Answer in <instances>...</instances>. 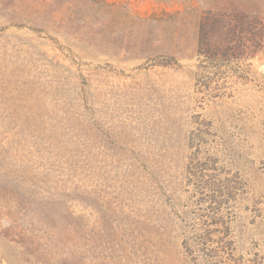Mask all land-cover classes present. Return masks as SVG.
Masks as SVG:
<instances>
[{"label": "rangeland", "instance_id": "374dc122", "mask_svg": "<svg viewBox=\"0 0 264 264\" xmlns=\"http://www.w3.org/2000/svg\"><path fill=\"white\" fill-rule=\"evenodd\" d=\"M0 264H264V0H0Z\"/></svg>", "mask_w": 264, "mask_h": 264}, {"label": "trees", "instance_id": "16d2710c", "mask_svg": "<svg viewBox=\"0 0 264 264\" xmlns=\"http://www.w3.org/2000/svg\"><path fill=\"white\" fill-rule=\"evenodd\" d=\"M213 26V23L210 22L209 20H206L202 23V27H201V37H200V45H206L209 46L210 45V29ZM234 31H237L236 28H233ZM204 31V32H203ZM263 38V34L261 35V39ZM229 48H234V47H229Z\"/></svg>", "mask_w": 264, "mask_h": 264}]
</instances>
